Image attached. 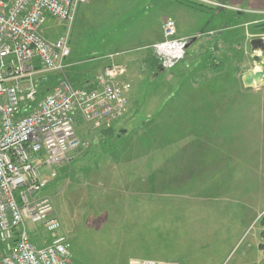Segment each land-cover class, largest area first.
<instances>
[{
	"label": "rangeland",
	"instance_id": "1",
	"mask_svg": "<svg viewBox=\"0 0 264 264\" xmlns=\"http://www.w3.org/2000/svg\"><path fill=\"white\" fill-rule=\"evenodd\" d=\"M85 2L68 32L75 66L51 79L57 83L69 70L94 78L113 60L127 68V90L125 112L111 129L91 135L77 117L75 134L82 145L56 169L55 179L49 176L51 170H40L48 186L39 195L50 197L71 259L77 264H128L132 259L174 264L234 262L236 249L245 246L252 234L236 240L224 257L226 243L221 240L227 237L210 231L209 203L204 202V192L194 193L191 180L195 174L189 166L191 153L199 152L201 146L193 141L221 132L222 113L207 111L213 107L209 95L201 97L207 99L201 106L206 111L175 112L174 81L169 73L185 57L186 49L173 64L166 61L167 66L159 58L160 43L145 49L146 19L151 26L157 14L164 12L179 18L188 29L200 27L205 15L200 14L194 25L160 0L125 1L122 10L113 5L115 0ZM64 30L50 17L42 27L44 34L55 32L50 40ZM176 34L172 41L186 40L187 45L192 41ZM206 34L197 33L193 39ZM109 54H115L111 60ZM251 64L249 60L247 66ZM175 178L178 198L167 190ZM141 185V189L136 187ZM199 201L204 207L195 209ZM163 208L162 215L159 210ZM196 220L198 225L192 223Z\"/></svg>",
	"mask_w": 264,
	"mask_h": 264
},
{
	"label": "built area",
	"instance_id": "2",
	"mask_svg": "<svg viewBox=\"0 0 264 264\" xmlns=\"http://www.w3.org/2000/svg\"><path fill=\"white\" fill-rule=\"evenodd\" d=\"M82 3L0 0V264H77L50 197L39 195L48 186L40 170H51L55 179L56 169L82 145L75 134L77 117L95 135L125 112L127 68L119 63L98 72L93 88L74 87L63 78L38 100L36 79L67 67L68 32ZM46 16L67 27L54 42L40 34ZM175 33L173 22H165L164 41L157 46L165 66L179 60L188 43L172 41ZM30 227H41L50 242L34 244ZM128 264L174 263L132 259Z\"/></svg>",
	"mask_w": 264,
	"mask_h": 264
},
{
	"label": "crops",
	"instance_id": "3",
	"mask_svg": "<svg viewBox=\"0 0 264 264\" xmlns=\"http://www.w3.org/2000/svg\"><path fill=\"white\" fill-rule=\"evenodd\" d=\"M115 1L118 2L113 5L122 10L127 5L125 1L133 0ZM160 1L194 25L200 14L205 15L200 27L191 25L188 29L178 22L179 18L164 12L157 14L151 26L149 20H145V49L163 42V25L167 19L174 22L178 37L192 39L197 33H207L205 37L196 38L188 44L185 57L175 63L172 73H169L174 81L175 112L206 111L201 106L207 99L203 101L201 97L209 95L213 107L207 111L222 113L221 132L203 135L193 141L201 146L200 151L192 152L190 157L193 161L189 162L190 171L195 174L191 181L196 186L192 189L196 194L204 192V202L209 203L205 208L208 223H211L210 231L227 237L221 240L226 243L224 257H228L234 249L236 240L238 243L245 235L252 234L245 246L236 249L233 256L237 252L238 255L230 264H264V251L260 248L263 244L261 218L264 214V87L245 88L242 83L249 70H257L253 57L259 53L254 54L249 43L255 38L264 39V0H188L199 8L175 0L174 4ZM82 4L79 6L82 7ZM46 20L47 17L44 22ZM52 33L55 32L44 34L41 28V34L48 42H53L61 34L50 40ZM70 47L65 70L75 66ZM114 55L109 54L108 58L111 60ZM261 58L264 62L263 54ZM249 60L252 64L247 66ZM51 75L38 77L35 85L45 89L46 93L50 92L56 85ZM82 75L88 78L86 73L71 70L65 76L77 81L76 77ZM93 82L92 77L81 84L87 87ZM188 98L190 103L186 104ZM176 186L175 178L169 186L173 191L167 190L174 192V197L178 198ZM136 187L141 189L143 185ZM200 202L192 208H203V202ZM159 211L163 215L165 208ZM197 222L192 221L198 225ZM30 232L31 241L39 246L43 238H50L44 235L41 227H30Z\"/></svg>",
	"mask_w": 264,
	"mask_h": 264
},
{
	"label": "water",
	"instance_id": "4",
	"mask_svg": "<svg viewBox=\"0 0 264 264\" xmlns=\"http://www.w3.org/2000/svg\"><path fill=\"white\" fill-rule=\"evenodd\" d=\"M249 44L254 54L259 53V55L253 57L257 70H249L243 77L242 83L245 88L264 87V62L261 58L262 54L264 56V39L255 38Z\"/></svg>",
	"mask_w": 264,
	"mask_h": 264
},
{
	"label": "trees",
	"instance_id": "5",
	"mask_svg": "<svg viewBox=\"0 0 264 264\" xmlns=\"http://www.w3.org/2000/svg\"><path fill=\"white\" fill-rule=\"evenodd\" d=\"M175 1H177V2H179V3H182V4H184V5H187V6H192V7H197L198 5L196 4V3H194V2H191V1H188V0H175ZM200 6H198V8H199ZM46 17H50V16H46ZM50 18H52V17H50ZM46 19V18H45ZM55 22H56V24H61L63 27H64V31L58 36V37H60L62 34H64L65 32H66V29H67V27L65 28V25L64 24H62V23H60V22H57L54 18H52ZM74 19H75V16H74ZM45 23V22H44ZM44 23H43V25H44ZM73 23H74V20H73ZM72 23V24H73ZM42 25V26H43ZM72 26V25H71ZM42 28V27H41ZM40 34H41V29H40ZM41 36H42V34H41ZM43 37V36H42ZM57 37V38H58ZM44 38V37H43ZM56 38V39H57ZM55 39V40H56ZM54 40V41H55ZM53 41V42H54ZM56 75L57 74H52L51 76L55 79L56 78ZM51 77V78H52ZM63 79V78H62ZM65 80H67L69 83H71L74 87H79V88H93L94 87V82H93V84L92 83H90L89 84V86H83L81 83L82 82H84V81H89V80H91V78L90 77H88V78H86V77H83V75H82V77H76V79H77V81H75V79H73V78H69L68 76H65V78H64ZM93 81H94V78H93ZM46 94V92H45V89H43V88H38V100H40L44 95ZM261 225H262V230H261V236H262V238H263V244L260 246V248L264 251V215L262 216V218H261Z\"/></svg>",
	"mask_w": 264,
	"mask_h": 264
}]
</instances>
